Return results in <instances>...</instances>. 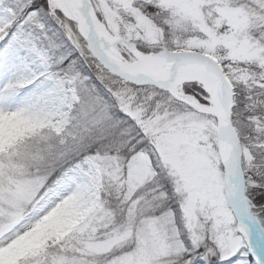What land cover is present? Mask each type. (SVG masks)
I'll use <instances>...</instances> for the list:
<instances>
[{
    "label": "snow or ice",
    "instance_id": "6c2138e0",
    "mask_svg": "<svg viewBox=\"0 0 264 264\" xmlns=\"http://www.w3.org/2000/svg\"><path fill=\"white\" fill-rule=\"evenodd\" d=\"M257 2L264 8V0ZM210 7L213 21L205 15ZM233 15L232 0H213L212 5L206 0H0V121L59 132L71 109L78 113L83 140L110 139L127 146L126 174L138 160H146L145 176L150 179L144 185L156 188L160 199L172 196L174 185L181 182L190 190L202 189V214L195 222L186 205L168 200V211L145 221L141 246L135 252L126 250L128 255L114 264H264V160L250 156L242 182L235 168L224 164L219 178L207 181L200 174L196 150L205 133L222 140L229 131L228 106L235 88L224 66L238 58L230 29ZM115 16L139 22L153 36L160 32L159 18L173 33L192 28L202 39L177 41L174 48L157 47L151 54L148 47L128 42L120 62L115 49L100 51L89 36L94 18ZM262 45L249 51L244 61L264 67ZM226 53L231 59L224 58ZM113 61L119 63L121 75L163 82L172 94L182 89L189 94L184 98L210 118L178 115L172 125L160 128L158 117L142 110L143 100L135 92L118 80L108 82L101 69L105 64L112 67ZM55 119L60 123L49 124ZM256 124L257 134L264 133V124ZM60 145L61 155L72 150L66 141ZM94 159V152L82 156L66 171H52L0 197V252L10 249L19 236L24 203L39 195L37 188L43 192L40 185H51L43 201L70 185L86 190L85 169ZM168 223L177 226L172 239ZM49 262L74 264L57 254ZM18 264L32 260L24 256Z\"/></svg>",
    "mask_w": 264,
    "mask_h": 264
},
{
    "label": "clouds",
    "instance_id": "9594fccd",
    "mask_svg": "<svg viewBox=\"0 0 264 264\" xmlns=\"http://www.w3.org/2000/svg\"><path fill=\"white\" fill-rule=\"evenodd\" d=\"M206 3L212 5L213 0H206ZM232 7L235 15L247 21L242 42L252 51L264 42V8L257 0H232ZM213 11L214 7L206 8L205 15L209 21L215 19ZM157 23L160 32L153 36L154 43L145 41L147 33L139 22L132 24L119 16L104 21L94 18L89 26V36L100 51L115 49L119 53L126 52L127 43L131 42L133 46L141 44L148 47L149 54L157 47L172 49L177 41L185 43L202 39L192 28L173 33L159 18ZM224 58L231 59V54L226 53ZM120 59H124L122 55ZM224 67L229 70L227 74L231 76L232 87L235 88L228 106V126L232 130V164L237 172L236 179L242 182L248 173L249 157L264 160V133L257 134L259 125L256 124L257 120L264 124V67H253L239 56ZM101 71L109 83L118 80L135 92L143 100L142 110L158 117L160 128L172 125L178 115L210 118L184 98L189 94L182 89L172 94L163 82L131 74L121 75L120 66L116 64L112 67L105 64ZM138 79L143 82L137 83ZM256 101L261 102L257 104ZM77 115L69 109L67 123L59 132L54 127L36 128L24 124L18 142L0 145V197L15 192L17 185L32 184L49 176L52 171H66L79 163L82 156L95 153V159L85 169L86 190L78 191L77 186L70 185L43 201L44 193L51 187L45 181L39 186L43 192L37 188L39 195L25 201L23 222H18L19 236L11 243L27 249L25 256L32 260V264H50L49 258L53 254L64 256L74 264H114V261L128 255L126 250L135 252L141 246L145 221L158 212L163 214L168 211V200L173 198L181 203L182 208L186 205L191 215L197 217V214H202L203 204L195 208L189 205L182 182L178 187L174 185L173 194L168 199H160L161 193L152 186L143 185L131 191L125 184L126 177L121 179L117 176V162L110 158L115 155L126 158L124 148L127 146L110 139L83 140L79 134L78 125L81 122ZM59 123L60 119L49 121V124ZM182 123L187 125L189 121ZM61 141L72 145V150L66 155L60 154ZM73 208L77 210L76 214L67 218V212ZM29 217L36 219H27ZM62 217L64 222L58 224ZM175 227L173 223L167 224L170 239ZM0 236L3 234L0 233Z\"/></svg>",
    "mask_w": 264,
    "mask_h": 264
},
{
    "label": "rangeland",
    "instance_id": "374dc122",
    "mask_svg": "<svg viewBox=\"0 0 264 264\" xmlns=\"http://www.w3.org/2000/svg\"><path fill=\"white\" fill-rule=\"evenodd\" d=\"M230 29H231V35L233 37L232 39L233 47L237 51L238 56L244 59L245 55L249 52L247 46L242 42L244 39V33L247 30V21L234 14L233 24L230 25ZM145 32L147 33L145 37V41L154 43L155 41L153 40V35H151L146 30ZM14 125H24V124L22 122H18L15 120L0 121V136L2 135L5 129L11 128ZM14 138H16V136H14ZM216 142H217L216 136L214 134L205 133V135L200 138V141L196 149L199 157L200 174L203 177H205L207 181H212L214 179L219 178V171H220L219 166L221 162L218 157ZM126 167H128L127 161L123 163L122 166L119 164L117 166L118 168L117 176L121 179L126 177L125 184L126 186L129 187L131 191L138 190L144 185L146 179H150V177L145 176V171L147 167L146 160L144 159L138 160L136 165L131 169V171L128 174L125 173ZM200 190L194 191V190H190L187 187H184V194L188 197V203L193 208L201 204V201L199 199ZM148 195L151 196L152 193H148ZM76 211L77 210L75 208L70 209L67 212L66 217L70 218L74 216L76 214ZM192 217H193V221L195 222L197 217L195 216V214H192ZM64 220L65 218L62 217L58 221V224H62ZM26 252L27 249L18 248L17 245H13L10 249L4 252H0V262H2V264H18V261L21 259V257L26 255Z\"/></svg>",
    "mask_w": 264,
    "mask_h": 264
},
{
    "label": "trees",
    "instance_id": "16d2710c",
    "mask_svg": "<svg viewBox=\"0 0 264 264\" xmlns=\"http://www.w3.org/2000/svg\"><path fill=\"white\" fill-rule=\"evenodd\" d=\"M22 126L23 125H14L11 128L5 129L2 135L0 136V145H12L18 142L20 129L22 128ZM14 136H16V138H14ZM111 158H113V160L117 162V166L119 164L122 166L123 163L126 162V160L119 155L111 156Z\"/></svg>",
    "mask_w": 264,
    "mask_h": 264
},
{
    "label": "bare ground",
    "instance_id": "6f19581e",
    "mask_svg": "<svg viewBox=\"0 0 264 264\" xmlns=\"http://www.w3.org/2000/svg\"><path fill=\"white\" fill-rule=\"evenodd\" d=\"M107 51V50H105ZM115 56L118 58V60L121 62L120 59V53L115 50ZM113 64L119 65L116 61L112 62ZM191 102V101H190ZM224 141V150H223V163L226 167L232 166V156H231V143H232V137L229 135V133H226L223 137Z\"/></svg>",
    "mask_w": 264,
    "mask_h": 264
},
{
    "label": "water",
    "instance_id": "95a60500",
    "mask_svg": "<svg viewBox=\"0 0 264 264\" xmlns=\"http://www.w3.org/2000/svg\"><path fill=\"white\" fill-rule=\"evenodd\" d=\"M228 128H229V131H228V133H229V135H231V137H232V130L230 129V127L228 126ZM216 145H217V153H218V157H219V160H220V162L222 163V164H224L223 163V150H224V141H223V139L222 140H217L216 139ZM231 156H232V148H231ZM225 165V164H224ZM226 167V166H225ZM227 168V167H226Z\"/></svg>",
    "mask_w": 264,
    "mask_h": 264
}]
</instances>
